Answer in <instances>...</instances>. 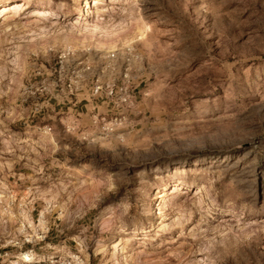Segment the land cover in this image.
<instances>
[{
	"label": "rangeland",
	"instance_id": "374dc122",
	"mask_svg": "<svg viewBox=\"0 0 264 264\" xmlns=\"http://www.w3.org/2000/svg\"><path fill=\"white\" fill-rule=\"evenodd\" d=\"M14 2L30 8L0 13V196L16 199L8 216L0 203V251L264 264V0H0V12ZM109 43L145 55L130 124L102 133L84 115L67 131L25 101L60 51Z\"/></svg>",
	"mask_w": 264,
	"mask_h": 264
},
{
	"label": "built area",
	"instance_id": "2783aa9c",
	"mask_svg": "<svg viewBox=\"0 0 264 264\" xmlns=\"http://www.w3.org/2000/svg\"><path fill=\"white\" fill-rule=\"evenodd\" d=\"M144 56L136 43L119 44L105 52L94 47L78 51L68 46L52 63L42 64L37 69L36 80L29 79L25 86V101H34L31 104L44 115L54 111L67 131L79 127L80 120L88 115L93 126L102 133H112L130 124L136 114L140 84L136 81ZM15 200L12 195L1 193L0 203L4 201L7 216L11 214ZM38 238L42 237L36 236L35 244L44 240ZM37 250L33 245L18 255L0 251V264H54L52 260L38 259ZM24 253L31 257V263L20 257ZM59 264H86V259L77 252L63 260L60 258Z\"/></svg>",
	"mask_w": 264,
	"mask_h": 264
},
{
	"label": "bare ground",
	"instance_id": "6f19581e",
	"mask_svg": "<svg viewBox=\"0 0 264 264\" xmlns=\"http://www.w3.org/2000/svg\"><path fill=\"white\" fill-rule=\"evenodd\" d=\"M89 2H88V0H87V4H88ZM86 4V5H87ZM10 5H13V8H22L23 10H28L29 8H30V6L28 7L27 6V3H21V2H14V3H12V4H5V5H3L1 8H2V10H1V14H3V13H6L9 9H11L12 8V6L10 7ZM88 8H90V7H88ZM36 9V8H35ZM35 12H36V10H35ZM53 12H52V10H49V9H39L38 10V14L39 15H50V14H52ZM101 27H103V26H101ZM100 27V28H101ZM97 29H98V26H95V28L94 29H90V35H92L91 37H95V38H97L98 37V31H97ZM148 30H149V26H139L138 28H137V30L135 31V33H134V37L135 38H139L140 40H144V39H146V36H147V32H148ZM130 40V39H129ZM134 40V39H133ZM95 41H97L96 42V45H105L106 43H103V42H101V40L100 39H95ZM128 41V40H127ZM130 42V41H129ZM116 46L115 45H111L110 43L108 44V48L109 49H113V48H115ZM118 246V243L115 245V247H117ZM24 255H27V256H29L27 253H24ZM23 258V257H22Z\"/></svg>",
	"mask_w": 264,
	"mask_h": 264
},
{
	"label": "crops",
	"instance_id": "0c3cea01",
	"mask_svg": "<svg viewBox=\"0 0 264 264\" xmlns=\"http://www.w3.org/2000/svg\"><path fill=\"white\" fill-rule=\"evenodd\" d=\"M48 252H49V251H47V253H48ZM44 255H46V253H45V252H43V256H44Z\"/></svg>",
	"mask_w": 264,
	"mask_h": 264
}]
</instances>
